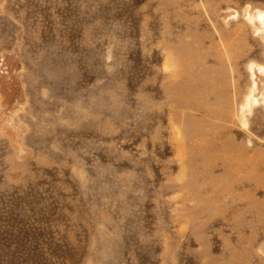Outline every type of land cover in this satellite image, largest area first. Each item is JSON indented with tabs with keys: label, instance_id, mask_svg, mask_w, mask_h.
<instances>
[{
	"label": "rangeland",
	"instance_id": "obj_1",
	"mask_svg": "<svg viewBox=\"0 0 264 264\" xmlns=\"http://www.w3.org/2000/svg\"><path fill=\"white\" fill-rule=\"evenodd\" d=\"M263 22L0 0V264H264Z\"/></svg>",
	"mask_w": 264,
	"mask_h": 264
},
{
	"label": "bare ground",
	"instance_id": "obj_2",
	"mask_svg": "<svg viewBox=\"0 0 264 264\" xmlns=\"http://www.w3.org/2000/svg\"><path fill=\"white\" fill-rule=\"evenodd\" d=\"M260 19L262 20V18H260ZM263 23H264V22H263ZM261 28H262V27H261ZM262 29H263V32H264V25H263V28H262ZM260 30H261V29H260ZM261 31H262V30H261ZM263 32H262V33H263ZM252 65H253V64H252ZM250 67H251V66H250ZM253 88H254V86H253ZM255 89H256V88H255ZM252 90H253V89H252ZM254 92H255V91H254ZM253 94H254V93H253ZM253 94H252V95H253ZM250 101H251V99H250ZM248 105H249V103H248Z\"/></svg>",
	"mask_w": 264,
	"mask_h": 264
}]
</instances>
